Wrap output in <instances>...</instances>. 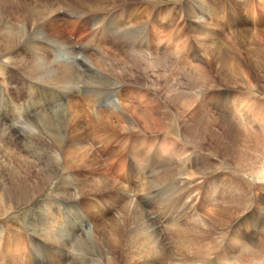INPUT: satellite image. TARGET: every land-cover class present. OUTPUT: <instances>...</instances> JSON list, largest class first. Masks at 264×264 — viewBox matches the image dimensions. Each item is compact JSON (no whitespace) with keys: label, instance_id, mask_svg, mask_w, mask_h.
Masks as SVG:
<instances>
[{"label":"rangeland","instance_id":"1","mask_svg":"<svg viewBox=\"0 0 264 264\" xmlns=\"http://www.w3.org/2000/svg\"><path fill=\"white\" fill-rule=\"evenodd\" d=\"M31 1L16 2L20 3L22 8ZM11 2L12 0H0V7L6 4L1 9H8ZM52 2L55 3L56 11L54 14L47 13L52 14L47 21L39 20L31 12L28 21L19 19L21 24L23 20V26L27 23V35L32 36L34 28L35 32L41 35L38 39H30V47L33 44L46 46V49L56 52L60 60H65L67 56L76 57L82 75L78 82L80 89L83 87L82 79L90 70L81 63V58H85L84 63H87L85 56L94 57L105 52L109 57L107 61L113 62V69L97 68L96 65L91 66V69L98 72V79H105L110 86L119 81L118 87L113 89L115 94L108 100L130 102L138 111H149L159 123V131H152L153 126L149 123V129L140 124L137 127L140 131L132 132L125 128L117 131L106 130L107 128L105 131L101 128L98 130L97 135L100 136L97 140L92 138L95 131L93 128L82 127V132H85L83 139L99 159L98 166L104 167L107 175L119 185L125 186L126 190L120 191L115 187L105 193H86L89 195L87 199L103 213L101 216L84 211L79 201L63 202L67 218L72 221V216H75L79 223L84 224L83 230L90 228V231L94 232L97 222L104 223L107 218L113 217L130 198L138 209L143 210L144 214H140L141 218H138L146 226L149 238L154 241L153 250L147 253L148 257L142 264H180L184 259L187 264H264V253L259 258L250 256L260 244L264 245V180L250 175L239 165L240 158L255 154L250 140L256 143V139L260 138L258 141L264 142V117L259 115L258 111L252 110L253 103L257 101L264 107V78L259 76L261 73L255 72L250 74L251 78L243 77L234 86L229 80L221 79L218 64L213 63L215 44L212 43H224L222 46L233 53L231 55L228 52L229 58L233 56L232 62L233 58L241 61V67H246L247 76L250 72L247 61H255L254 58L260 54L259 59L262 62L258 65L264 73V44L261 43L260 50L255 53L258 44L250 42L246 36L239 35L247 29L263 32L264 0L257 6L254 16L250 15V10L258 0H118L104 12L101 9L98 10L100 12L86 11L80 7L78 0ZM147 5L154 9V33L156 38L158 37L155 38L156 44L148 43L147 29L143 30L142 45L139 46L137 40H131L128 43L131 45L122 44L116 30L129 25L124 22L128 19L131 21L132 12H144ZM148 18L144 13V26L147 25ZM128 53L134 55L141 67L135 69L134 63L128 62ZM23 54L27 58L35 57L31 50H25ZM36 54L40 57V53ZM153 54L159 56L155 61L152 60ZM115 57H118L121 63L116 62ZM14 58L13 60H17L16 56ZM0 60L4 62L0 64V125L11 124L10 134L21 143V147L23 143L27 144L28 140H33L38 146L45 144V137L41 136L39 130L26 136L24 132H19L18 126L23 125L26 118H33L39 110L54 106L52 100L56 101L57 97L60 104L68 103L70 98L66 95L67 91L53 85H44L40 90L51 91L52 95L47 94L49 97L38 99L35 94L31 95L29 89L39 86V79L33 78L28 69L12 64V59ZM201 61L208 63L205 67L209 68L205 70L204 64H201L203 67L199 72L202 74L199 75L195 70L196 64L199 65ZM149 62H153L150 63L152 67ZM170 63L188 71L190 81L195 85L200 82L205 88L189 87L188 79L183 74L173 73ZM122 68L125 74H122ZM100 88V91L104 90V87ZM183 91L196 99L197 104L194 103L192 107L200 103L211 115H222L236 123L238 128L235 131L224 129V135L219 127L212 130L207 126H200L202 128L198 129L199 135L206 136L209 140L200 145L191 135L196 125L184 122L181 117L187 113L188 105L177 97ZM75 93L76 97L81 96L78 91ZM54 95L56 97L50 98ZM187 118H190L188 114L185 120ZM215 129L219 132L217 140L214 136ZM104 143L106 146H103ZM162 145L168 146L171 156L169 152L167 155L161 151ZM225 146H229V150L225 149ZM164 156L171 158L163 159ZM109 157L112 162L106 163L105 159ZM194 161H200L203 167L195 169ZM98 166L95 165L94 169L99 170ZM118 166L120 168L117 169ZM164 167H169V172H164ZM82 170L81 168V173L84 172ZM35 174L33 171V179ZM141 184L143 188L139 190ZM55 185L56 182L48 189L42 190L30 203L0 216L2 247L6 246V242H3L5 232L25 231L24 225L32 205L49 197V192ZM73 191L76 192L74 188ZM110 198L115 201L113 205L105 201ZM181 202L185 205L182 206ZM225 207L232 209L228 214L230 218L223 216L220 225H200L201 219L210 222V216H215ZM72 223L75 224L73 221ZM176 228H181L184 232L187 230V236L184 237L189 242L185 248L181 246L183 240H180V235L175 232ZM0 253V264H11L7 252L4 250ZM48 256L49 253H45L41 262L37 261L36 264H48ZM23 262L21 260V263Z\"/></svg>","mask_w":264,"mask_h":264},{"label":"bare ground","instance_id":"2","mask_svg":"<svg viewBox=\"0 0 264 264\" xmlns=\"http://www.w3.org/2000/svg\"><path fill=\"white\" fill-rule=\"evenodd\" d=\"M16 1L12 0L11 4L8 5V9H1L4 8L6 4H3L0 7V58L3 60H13L16 56L17 60L10 62L18 67L28 69L29 74L32 75L33 78L39 79L37 80L39 86L29 89L31 95L32 93L35 94L38 99L47 98L49 97L47 94H50L51 91L40 89H42L44 85H53L67 91L66 95L70 98V101L65 104H60V99L57 97L56 101L52 100L54 106L39 110L40 112L34 115L33 118H26L23 125L18 126L19 132H24L26 136L30 133L34 134L36 133V130H39L41 136L45 137V144L42 143L41 146H38L36 142H32L33 140L30 142L28 140L27 144L23 143V147H21V143L19 144V141L12 136L13 134H10L9 126L11 124L5 123L0 125V216H3L8 211L14 210L16 207L30 203L39 195V193L42 192V190L48 189L56 182V185L49 192V197L36 201L32 205L24 225L25 231L16 230L15 232H5L3 242H6V246L2 247L0 244V252L4 250L7 252L11 264H36L37 261L44 258V254H47V252L49 253L48 264H142L148 257L147 253H150L153 250L154 241L149 238V232L146 226L141 222V219L138 218H141L140 214H144L142 212L143 210L138 209L136 205L132 203L130 198L113 217L107 218L104 223L97 222V225L93 229L94 232L92 230L90 231V228L83 230L84 224L82 222L79 223V219L76 220L75 216H72V218L70 217L72 221L75 222V224H73L65 215V211L63 210L65 206L62 204L67 201H79V203L82 204L81 207L84 211H88V213L92 212L97 214V216H101L103 213L98 210L89 199H87L89 196L88 194L93 191L105 193L115 187H118V190L120 191L126 190L125 186L119 185L117 181L107 175L108 172L106 173L103 169L104 167L100 168L98 166L99 159L93 150L86 145L85 140L83 139V134H85V132H82V127L93 128L95 131L92 133V138L97 140L100 136L97 135V133L101 128H103V130H105V128H107L106 130L113 129V131L125 128L128 132H132L140 131L137 128L140 124H143L145 129H149L148 127L150 126L148 125L150 124L153 126L152 131H159V123L149 111H138L130 102H124L119 99L108 100L115 94V90L113 89L118 87L117 85L119 81L117 83L113 82L110 86L105 79H98V72L91 69V66L93 65H96L97 68L105 67L106 70L113 69V62L107 61L109 57H107L105 52L99 53L98 56L94 57L85 56L87 61V63L85 62L86 64L84 63L85 58L84 60L81 58V63L83 62L84 66H88L90 70L81 81L83 84L82 89L78 88V82L82 76L78 69V59L74 56H67L65 57V60H60L57 58L56 52L46 49V46L39 47L33 44L32 47H30V39H38L41 35L37 34L34 28L32 36H29L26 34L25 29L27 23H25V21L23 26V20L28 21V16L31 15L30 12L34 17H38L39 20L47 21V18L56 11L55 3L52 2L53 0H32L29 5H23L25 6V9H23V6L21 8L19 5L20 3H17ZM78 1L79 4H81L80 7L84 10L86 9V11H98L101 9L104 12L109 10L111 5L116 4V1L118 0ZM123 1L126 2L127 0ZM261 3L262 0H258L257 4L255 3L252 5L251 10L249 8L251 16L256 14V10ZM153 10V7L151 8L150 5H147L144 8V12L138 11L135 12V14L132 12L133 15H131L130 18L131 21L128 19L124 22L129 23L124 29H121V26L119 25L120 29L116 31L118 32L117 37L123 42L122 44L126 45L130 43L131 40H137L139 46L142 45L144 29H147L149 35L148 43H150V45L156 44V39L158 37L156 38L155 35V14ZM48 12L52 14H47ZM144 13L149 16L146 26H144L145 22L142 21ZM21 18H23L22 24L19 23ZM50 25L53 26V24ZM240 34L241 36L249 38L250 42L258 44V49L256 46L254 47L257 49L255 53H258V50H260L259 47L261 46L260 44H264V30L263 32H260L247 29L241 31L239 35ZM25 36L26 38L24 39ZM208 40L212 41L211 39ZM212 43L215 44L213 50L215 51L213 55V63L218 64L221 79L229 80L232 83V86H234V84L241 81L243 77L247 79V77L249 78L252 76L250 74L255 72L261 73L259 76L264 78V73H262L260 66L258 65L259 62H262L259 59L260 54H257L256 58H254L255 61H247L250 67V72L247 76L245 75L247 74L246 67H241V61L233 58L232 62L233 56L229 58V53H231V55L233 53L225 46H222L224 43L219 41H212ZM25 50H31L35 57L27 58V56L23 54V51ZM36 53H40V57H38ZM127 56L129 57L128 62H131V64L134 63L135 69L141 67L134 55L128 53ZM117 58L118 57H115L114 59L116 60ZM152 58V60L155 61L159 56L153 54ZM2 62L3 61L0 60V64H2ZM116 62L121 63L120 59H117ZM150 63L153 64V62L148 63L149 66L152 67V64ZM199 63V65L196 64L195 71L201 75L202 73L201 71L199 72V69L204 66L203 68L206 70L209 67H205V64L208 65L206 62L201 61ZM201 64L204 65L202 66ZM170 65L172 66L170 69L173 70V73L183 74L184 77L188 79L187 85L189 87L198 86L203 89L205 88L200 82L196 83V85L193 81L191 82V79H189L190 73L179 67V65L173 63H170ZM27 66L32 67L29 68ZM121 72L122 74L126 73L124 68L121 69ZM100 87H104V90L100 91ZM51 89L54 90L55 88ZM75 91H78L79 94L81 93L79 98L75 96ZM191 96L192 95L188 92L183 91L180 92L177 97L186 101L188 104L187 113L182 114L181 117L184 122L187 121L188 124L196 125V127L193 128L194 131L192 130L193 133L191 132V135L195 141H199L200 145H203L206 140L209 141L206 136L201 137V134L199 135L198 129L203 126H207L212 130L214 127H219L224 135L226 129H233L235 131L238 128L236 123L222 115V117L211 115L206 109L204 110V108H202L200 103L199 105H195L196 107H192L194 103L197 104V101ZM52 97H56V95L51 96L50 98ZM197 106L202 109H198L199 107L197 108ZM252 110L258 111V113H260L259 115L264 117L263 104L258 103V101L253 103ZM187 114L190 118L185 120ZM217 130L218 129H215L214 131L216 140L218 139L217 136L219 134ZM36 136L39 135L36 134ZM210 136H212V134H210ZM104 139L106 140V138ZM242 140L245 141L243 138ZM258 140L256 139V143H254L255 141L252 142L250 140V146L252 147V151H255V154L252 155L251 153L249 155H243L244 157L239 159V165L250 175L257 176L259 179L264 180V142L260 143ZM104 144L105 145L103 146H106V143ZM233 146H235L234 143ZM228 147L229 146H225V149L229 150ZM167 148V145H162L161 151L167 154L170 151L169 148ZM169 154L171 156L170 152ZM166 158L171 157H163V159ZM105 160L106 163L112 162L110 157ZM95 165L99 167V170L94 169ZM193 165L195 169L203 167L201 166L202 163H200V161H194ZM205 165H207L206 162ZM81 168L84 170L83 173L80 172ZM118 168H120V166H118L117 169ZM169 169V167H166L164 172ZM33 171L36 172L35 179L32 178ZM197 174H199V172ZM139 186V190H142V184ZM73 188L76 192L73 191ZM86 193H88V196ZM107 200H110V202ZM105 201L109 203V205H113L114 199L112 200L110 198ZM183 203H185V201H183ZM183 203L181 202V205ZM231 210L232 209L229 207H225L222 211H218L215 216H210V222L201 219L200 225L202 223L203 225L206 223L209 225H220L221 221L224 219L223 216H228ZM228 217L230 218L231 216ZM238 228L241 231V228ZM0 231H2L1 227ZM186 231L187 230L185 229V232ZM64 232L67 234H63ZM175 232L177 235H180V240H183L181 246L185 248L189 242V240L187 241V238L184 237L187 236V234L181 228H176ZM263 253L264 245L260 244V247L252 252L250 256L251 258H259ZM0 255H2V253H0ZM21 260L24 262L21 263ZM180 264H187L186 259L182 260Z\"/></svg>","mask_w":264,"mask_h":264}]
</instances>
